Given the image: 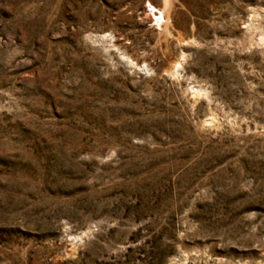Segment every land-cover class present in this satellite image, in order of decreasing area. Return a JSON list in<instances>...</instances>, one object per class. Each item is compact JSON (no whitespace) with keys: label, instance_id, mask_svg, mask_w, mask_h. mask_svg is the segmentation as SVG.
Instances as JSON below:
<instances>
[{"label":"rangeland","instance_id":"1","mask_svg":"<svg viewBox=\"0 0 264 264\" xmlns=\"http://www.w3.org/2000/svg\"><path fill=\"white\" fill-rule=\"evenodd\" d=\"M0 264H264V0H0Z\"/></svg>","mask_w":264,"mask_h":264},{"label":"bare ground","instance_id":"2","mask_svg":"<svg viewBox=\"0 0 264 264\" xmlns=\"http://www.w3.org/2000/svg\"><path fill=\"white\" fill-rule=\"evenodd\" d=\"M252 41V37H250L249 39H248V42L250 43ZM263 40L262 39H259L258 41H257V45H259V43L260 42H262ZM171 68H172V72H173V75L174 74H176V73H178V71L180 70L179 68H180V65H179V63H177V61L175 60L171 65ZM194 92L196 93V94H199L200 92H201V88L200 87H196V89L194 90ZM206 95V94H205Z\"/></svg>","mask_w":264,"mask_h":264}]
</instances>
